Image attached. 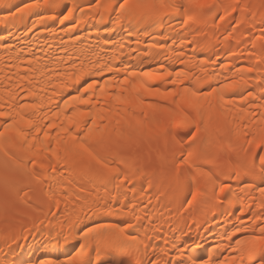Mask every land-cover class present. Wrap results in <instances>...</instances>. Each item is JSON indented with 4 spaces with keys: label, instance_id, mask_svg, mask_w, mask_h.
Segmentation results:
<instances>
[{
    "label": "snow or ice",
    "instance_id": "6c2138e0",
    "mask_svg": "<svg viewBox=\"0 0 264 264\" xmlns=\"http://www.w3.org/2000/svg\"><path fill=\"white\" fill-rule=\"evenodd\" d=\"M96 3L98 8L103 9L99 13L101 20L105 14L110 16L114 12L116 23L121 20L150 18L149 13L154 12L156 15L180 17L181 27L200 24L204 28H216L219 21H224L232 13H238L241 19L232 17L234 24L229 25L232 31L225 36L226 41L237 38L233 34L237 32V26L241 25L246 14H250L253 20L256 16L253 6L241 4L240 0H159L158 3L143 0L136 4L129 3V0H107L102 5L96 0ZM45 6L39 0L26 4L10 16L0 19V24L33 14L38 16L33 27L36 23L43 24L45 19H57L56 16L39 15V9ZM47 7L51 8L52 5ZM76 7L78 6L67 7L68 14L61 15L59 23L69 20ZM258 7L264 8V0H261ZM157 9L163 11L157 12ZM219 9L223 10L222 15ZM79 10L84 11L83 8ZM209 16L213 21L210 25L207 22ZM258 23L260 36L255 39H260L261 47L264 48V16ZM255 39L252 41L253 47ZM105 43L111 41L105 40ZM183 44L182 40L181 45ZM152 47L163 49L166 46L159 44ZM151 54L149 49L144 56ZM253 55L254 53H249L250 57ZM184 57L185 53L181 48L174 53L172 64L179 63L186 68L190 64H198L205 75H193L191 71L177 70L164 64L160 65L163 71H136L127 66L114 68L107 63L97 66V62L92 63V70L84 68L82 63L76 70L77 65L73 63L71 67L74 71H60L59 68L49 67L47 64L40 65V58L37 57L36 66L27 70L36 74V85L27 72L22 77L28 82L29 88H21V91H25L26 96L32 98V102H27L21 96L10 111H3L4 105L0 104V118H4L0 125V152L4 157L0 166L5 172L6 183L12 184L16 193L15 199L6 196L0 204V213L5 220L9 214H22L18 204L29 206L28 201L33 197L29 196L28 191H24L22 195L20 192L24 186L29 191H34L33 185H41V179L38 178L41 174L36 172L37 167L51 168L55 173L60 171L55 165H63L61 177L67 171L69 176L78 174L92 182L115 180L130 183L137 169L143 170L151 163L152 153L158 151L161 144L167 148L172 143L179 145L181 149L175 170L179 173L180 168L184 167L186 177L191 178L189 191L192 199L187 201L188 204L198 196H205L208 188L215 185L220 176L239 181L242 176L252 175L251 169L254 165L250 162L232 169L226 159L228 153L224 151L223 144L213 143L212 137L214 134L226 136L231 148L233 138L239 141L241 136L249 135L248 131H239L240 128L248 129L249 125L234 126L229 116L238 102L241 105L238 111L245 115H255L249 109H264V53L257 56L256 61L249 67L233 69L221 62L218 65L221 72L211 74H207L203 66L216 65V60H195V52L187 60ZM59 63L65 61L60 60ZM105 72L110 74L108 78H105ZM122 73V78L117 79ZM53 77L57 82H53ZM37 85L44 95L33 90ZM113 85L118 86V90L110 92ZM49 86L52 89L50 94ZM11 99L16 100L15 93ZM45 102L49 107H45ZM259 123L264 124V111L260 112ZM52 130L55 135L50 137ZM252 135L253 139L246 140V144L250 146L256 143L258 147L264 144V135L258 139L255 132ZM178 136L181 139L178 140ZM11 148H16L17 152H10ZM244 151L247 152L248 149L245 148ZM258 159L260 168L264 170V149ZM204 165L211 167L205 170ZM225 167L229 168L228 173L223 171ZM181 179L180 175L175 176L177 183ZM227 188V184H221L219 192L223 193ZM56 191L50 187L46 195L51 199ZM259 192L264 197V187H260ZM56 203L58 206L59 201ZM258 207L264 209V201ZM104 211L109 215L115 214L107 205L104 206ZM251 215L254 221L261 218V214L256 212ZM136 219L139 220V217ZM77 222H68V235L63 232V224L55 235L51 229L40 226L43 221L39 224L33 223L31 228H22L18 234L9 226L0 247V264H125L119 257H127V264H133V257L140 248L150 247L138 239L136 234L128 231L136 228L129 221H124L123 227L119 224H97L95 227L82 229L81 239L85 242L79 245L75 256L64 260L52 258L46 250L53 242L58 245L61 237L67 242L69 235H75L74 226ZM45 232L47 236L44 235ZM236 232L245 234L242 240L237 241V247L232 249L238 255L223 261L218 260L216 264H264V223L253 222V226L249 227L241 222ZM29 240L37 246L36 251L45 250L44 254L36 256L33 252L35 258H30L27 262L14 259L17 250L23 246L21 242ZM160 251L164 252L163 249ZM180 254L183 255V252ZM210 260V256L209 259H202L194 252H189L178 262L164 261L163 264H210ZM134 264H139V261ZM149 264H156V261H150Z\"/></svg>",
    "mask_w": 264,
    "mask_h": 264
},
{
    "label": "bare ground",
    "instance_id": "6f19581e",
    "mask_svg": "<svg viewBox=\"0 0 264 264\" xmlns=\"http://www.w3.org/2000/svg\"><path fill=\"white\" fill-rule=\"evenodd\" d=\"M36 2L37 0H0V19L10 16L26 4ZM39 2L46 5L39 9V15L56 16L57 19L48 18L43 24L36 23L33 27L34 22L38 20V16L33 14L0 24V104L4 105L3 111H10L21 96H24L27 102H32V98L27 97L25 91H21V88L25 90L29 88L28 82L22 77L30 67L36 66L37 57L40 58V65L47 64L49 67L59 68L60 71H74L71 67L73 63L77 65L76 70L81 63L84 68L92 70V63L97 62V66L107 63L114 68L127 66L136 71H163L160 65L164 64L171 65L177 70L191 71L193 75L203 76L205 73L201 72V66L198 64H190L187 68L179 63L172 64L174 53L183 48L185 60L192 57L194 52L195 60H216V65L203 66L207 74L221 72L218 66L221 62L233 69L249 67L256 61L257 56L264 53V48L261 47L262 41L255 39L260 36L258 22L264 16V8L258 7L261 0H240L241 4L252 5L256 16L253 20L250 14H246L241 25L237 26V32L233 34L237 38H230L227 41L225 36L232 31L229 25L234 24L232 17L241 19L238 13H232L224 21H219L216 28H204L200 24L181 27L180 17L156 15L154 12L149 13L150 18L121 20L119 23H116V14L113 12L110 16L105 14L104 19L101 20L99 13L103 9L97 7L96 0H58V3L56 0H39ZM106 2L107 0H99L101 5ZM141 2L143 0H129L131 4ZM150 2L158 3L159 0H150ZM49 4L52 5L51 8L47 7ZM73 5L78 7L73 9L69 20L63 24L59 23V17L67 15V7ZM80 8L84 11L81 12ZM218 11L223 14L222 9ZM207 22L209 25L212 24L211 16L207 17ZM253 24L256 26L252 27ZM253 39H255V47L252 44ZM105 40L111 43L106 44ZM182 40L183 45H181ZM159 44H164L166 47L163 49L152 47ZM149 49L152 54L144 56L145 51ZM249 53L254 55L250 57ZM60 60L65 63H59ZM27 74L33 78V84L36 85V74L32 72ZM104 76L108 78L110 74L105 72ZM122 76L123 73L117 79ZM53 82H57L55 77ZM39 89V85L33 88L39 95H44ZM116 90H118L116 85L109 89L110 92ZM51 91L49 86L48 94ZM14 93L16 100L11 99ZM240 106L238 102L229 119L233 120L234 126L249 125L248 129H239L241 132L248 131L249 135L241 136L239 141L233 138L231 148L228 146V138L224 135L214 134L212 141L223 144L224 151L228 153L226 159L232 169L249 162L254 165L251 169L252 175L242 176L239 181L220 176L216 184L208 188L205 196H198L188 204L187 201L192 199L189 191L191 178L186 177L184 167L180 168L179 173L175 170V165L180 160L179 145L170 143L165 148L161 144L159 150L152 153L151 163L143 170L137 169L130 183L115 180L104 183L92 182L78 174L69 176L67 171H64V177H61L60 171L64 170V166L55 165L53 160V164L60 171L54 173L51 168L37 167L36 172L41 174L38 177L41 179V185H33L34 191H29L27 186L22 188L20 195L28 191L29 196L33 197L28 201L29 206L18 204L22 214H9L7 220H3L5 217L0 214V247L5 239L4 233L8 229L6 226L12 223L15 234H18L22 228H31L33 223L39 224L43 221L40 226L51 229L53 235L61 230V224L64 225V234L68 235L70 232L68 222L78 221L74 226L75 235H69L67 242L61 237L58 245L53 242L46 250L52 258L70 259L79 251V245L85 242L81 239L82 229L85 227L91 228L97 224H119L123 227V222L129 221L136 228L128 231L150 245L147 249L140 248L133 257V264L135 261H139V264H149L150 261H156V264H163L164 261L178 262L189 252H194L202 259H209L210 256V264L238 255L232 249L237 247V241L242 240L245 234L236 232V228L241 222L249 227L253 226V222L264 223V209L258 207L261 201H264V197H261L259 192V188L264 187V170L260 168L258 159L264 144L258 147L256 143L250 146L245 143L246 140L253 139V132L257 139L264 135L261 131L264 130V124L259 123L260 112L264 109H249V112H255L253 116L239 112ZM45 107H49L47 102ZM3 119L0 118V125ZM53 135H55L54 130L50 131V137ZM181 136L177 139H181ZM245 148L248 149L247 152L244 151ZM10 152L15 153L17 149L11 148ZM253 153L257 155L254 156ZM3 158V153L0 152V161ZM210 167L204 165L205 170ZM223 171L228 173L229 168L225 167ZM0 173H5L2 166ZM177 174L182 177L180 183L175 180ZM221 184L228 185L223 193L219 192ZM50 187L57 190L56 195L51 199L46 195ZM2 190L4 193L7 187L4 186ZM11 198H16L15 188ZM105 205L115 214H107L104 211ZM252 212L261 214V218L254 221ZM136 217H139V220ZM44 235L47 236V232ZM21 243L23 246L17 250L14 259L27 262L30 258H35L33 252L36 256L45 252V250L36 251L37 246L33 245L31 240ZM161 249L164 252H161ZM181 251L183 255L180 254ZM90 254L95 255L94 252ZM119 259L127 264V257H119Z\"/></svg>",
    "mask_w": 264,
    "mask_h": 264
},
{
    "label": "rangeland",
    "instance_id": "374dc122",
    "mask_svg": "<svg viewBox=\"0 0 264 264\" xmlns=\"http://www.w3.org/2000/svg\"><path fill=\"white\" fill-rule=\"evenodd\" d=\"M7 187V190L3 193L2 188L3 187ZM26 186H24L23 188H25ZM14 187L12 184L10 183H6L5 181V173H0V204H2L4 198L7 196L9 198H11V193L13 191ZM7 193V195L4 196V194ZM1 214V213H0ZM5 220V219H3ZM6 224V223H5ZM11 228L14 227V224L12 223V225L10 224ZM8 226H6V228H8Z\"/></svg>",
    "mask_w": 264,
    "mask_h": 264
}]
</instances>
